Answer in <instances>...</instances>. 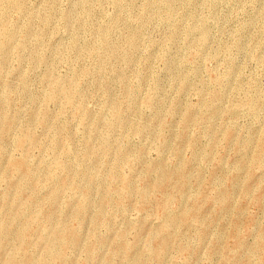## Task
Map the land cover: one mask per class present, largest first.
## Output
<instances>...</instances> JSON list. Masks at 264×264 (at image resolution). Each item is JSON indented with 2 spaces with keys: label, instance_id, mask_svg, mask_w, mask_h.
I'll return each instance as SVG.
<instances>
[{
  "label": "rangeland",
  "instance_id": "obj_1",
  "mask_svg": "<svg viewBox=\"0 0 264 264\" xmlns=\"http://www.w3.org/2000/svg\"><path fill=\"white\" fill-rule=\"evenodd\" d=\"M0 11V264H264V0Z\"/></svg>",
  "mask_w": 264,
  "mask_h": 264
},
{
  "label": "bare ground",
  "instance_id": "obj_2",
  "mask_svg": "<svg viewBox=\"0 0 264 264\" xmlns=\"http://www.w3.org/2000/svg\"><path fill=\"white\" fill-rule=\"evenodd\" d=\"M21 0H0V2H3V4H7V5H11V6H19ZM6 6V5H5ZM3 6V8L5 7ZM8 7V6H6ZM2 8V7H1ZM3 11V10H2ZM10 11V10H9ZM0 15H1V11H0ZM3 28L5 30H7L9 32V27L7 25H3ZM29 29V28H28ZM8 48H2L0 49V57H2V55H4L5 52H7Z\"/></svg>",
  "mask_w": 264,
  "mask_h": 264
}]
</instances>
